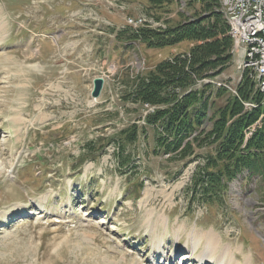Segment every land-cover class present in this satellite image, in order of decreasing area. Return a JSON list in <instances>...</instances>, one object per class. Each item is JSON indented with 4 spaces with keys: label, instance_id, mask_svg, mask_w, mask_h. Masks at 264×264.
<instances>
[{
    "label": "rangeland",
    "instance_id": "1",
    "mask_svg": "<svg viewBox=\"0 0 264 264\" xmlns=\"http://www.w3.org/2000/svg\"><path fill=\"white\" fill-rule=\"evenodd\" d=\"M178 9L149 0H0V264H201L212 231L240 263L264 264L256 181H235L226 209L189 205L198 162L155 155L148 109L122 100L132 79L192 44L147 49L118 41V32L129 18L180 23ZM238 61L219 80L236 86ZM95 78L105 80L97 100ZM133 124L138 140L121 168L112 139Z\"/></svg>",
    "mask_w": 264,
    "mask_h": 264
},
{
    "label": "trees",
    "instance_id": "2",
    "mask_svg": "<svg viewBox=\"0 0 264 264\" xmlns=\"http://www.w3.org/2000/svg\"><path fill=\"white\" fill-rule=\"evenodd\" d=\"M175 1L149 0V6L164 9ZM194 4H200L203 12H180L185 19L174 25L166 22L165 29L127 27L118 32V41L130 46L141 43L147 49L192 44L188 52L132 79L122 100L157 108L144 118V125L154 131L155 155L186 165L198 162L185 189L189 205L226 209L231 185L242 178L255 180L264 200V94L248 73L231 89L214 83L200 87L197 81L219 79L231 67L233 39L220 0H190L187 6ZM138 134L139 127L133 124L112 139L118 142L121 168L127 167L130 159L125 151ZM203 149L209 151L198 153Z\"/></svg>",
    "mask_w": 264,
    "mask_h": 264
},
{
    "label": "built area",
    "instance_id": "3",
    "mask_svg": "<svg viewBox=\"0 0 264 264\" xmlns=\"http://www.w3.org/2000/svg\"><path fill=\"white\" fill-rule=\"evenodd\" d=\"M220 5L228 11L234 19L235 35H239V47H235L234 55L244 57V52H252L250 67L242 68V72L255 75L259 81V90L264 94V0H220ZM155 26L154 21H147L146 18L128 19V25L137 29L146 24ZM201 82V87L206 85V79ZM217 82V81H215ZM148 113L155 111L154 107L145 105Z\"/></svg>",
    "mask_w": 264,
    "mask_h": 264
},
{
    "label": "bare ground",
    "instance_id": "4",
    "mask_svg": "<svg viewBox=\"0 0 264 264\" xmlns=\"http://www.w3.org/2000/svg\"><path fill=\"white\" fill-rule=\"evenodd\" d=\"M181 2L182 8L186 7V1L182 0H177V2ZM221 11L224 14L231 30V38L233 39V49H232V54L234 55L235 53V47H239V35H235V25H234V19L228 14V11L224 9V6L221 5ZM155 26L158 27H163L165 28L164 25L160 23H155ZM262 41H264V34H262ZM250 59H252V52H244V57H241L240 62H241V67L242 68H249L250 67ZM251 78L256 83V89L259 90V81L256 80L255 75H250ZM208 83H214L218 87H224L231 89L229 85H227L224 82H215L208 80L206 81ZM201 84V82H200ZM201 87V86H200ZM234 94H236V91L234 90ZM201 235V234H200ZM204 235H202L203 237ZM202 237H195V240L193 241L194 243V249L195 251L199 247L200 240ZM205 247L201 255L199 256V261L201 264H205L207 262H211L212 260H216L218 264H242L232 254L230 247L228 248H221V238L218 237L213 231L208 232L205 234ZM251 264V263H248Z\"/></svg>",
    "mask_w": 264,
    "mask_h": 264
},
{
    "label": "water",
    "instance_id": "5",
    "mask_svg": "<svg viewBox=\"0 0 264 264\" xmlns=\"http://www.w3.org/2000/svg\"><path fill=\"white\" fill-rule=\"evenodd\" d=\"M105 85V80L103 78H95L93 80V89L91 96L93 99L97 100L101 97Z\"/></svg>",
    "mask_w": 264,
    "mask_h": 264
}]
</instances>
